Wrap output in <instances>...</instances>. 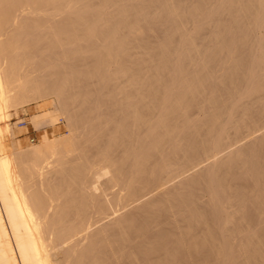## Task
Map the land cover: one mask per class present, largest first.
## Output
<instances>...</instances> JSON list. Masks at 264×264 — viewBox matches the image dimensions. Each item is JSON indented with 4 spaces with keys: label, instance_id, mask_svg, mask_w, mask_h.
<instances>
[{
    "label": "bare ground",
    "instance_id": "obj_1",
    "mask_svg": "<svg viewBox=\"0 0 264 264\" xmlns=\"http://www.w3.org/2000/svg\"><path fill=\"white\" fill-rule=\"evenodd\" d=\"M7 135L0 264H264V0H0Z\"/></svg>",
    "mask_w": 264,
    "mask_h": 264
},
{
    "label": "rangeland",
    "instance_id": "obj_2",
    "mask_svg": "<svg viewBox=\"0 0 264 264\" xmlns=\"http://www.w3.org/2000/svg\"><path fill=\"white\" fill-rule=\"evenodd\" d=\"M16 112L18 114H17L16 117H14V120L12 122H10V124L13 125L14 123H16V122L19 121L20 122V123L18 122L19 123L18 124V127L19 128H22L20 126V124L23 123V122H26V125L25 126H28L29 125V118H30V115L29 114H31V113L27 112L25 114L23 112V108H18V110L15 111V113ZM12 113H14L13 110H12ZM19 118H20V120H18ZM21 120L23 122H21ZM62 122L63 123L58 126L59 127V131L57 133H67V128L65 127V121H62ZM33 139H35V142L34 143H32V140ZM11 140H12L11 135H7L6 137L0 139V146H4V148H3L4 151L5 150H8V151L10 150V146L12 144V141ZM20 140L22 141V144H24V145L27 144V143L36 144L40 140V132L37 129H34V128L31 127V129L28 132L21 133Z\"/></svg>",
    "mask_w": 264,
    "mask_h": 264
},
{
    "label": "built area",
    "instance_id": "obj_3",
    "mask_svg": "<svg viewBox=\"0 0 264 264\" xmlns=\"http://www.w3.org/2000/svg\"><path fill=\"white\" fill-rule=\"evenodd\" d=\"M25 125H26V122H23L20 124L21 127H24ZM34 142H35V139L32 140V143H34Z\"/></svg>",
    "mask_w": 264,
    "mask_h": 264
}]
</instances>
